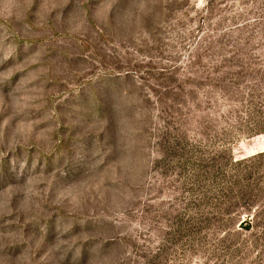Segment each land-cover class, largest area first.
I'll return each instance as SVG.
<instances>
[{"label": "rangeland", "instance_id": "374dc122", "mask_svg": "<svg viewBox=\"0 0 264 264\" xmlns=\"http://www.w3.org/2000/svg\"><path fill=\"white\" fill-rule=\"evenodd\" d=\"M0 264H264V0H0Z\"/></svg>", "mask_w": 264, "mask_h": 264}]
</instances>
